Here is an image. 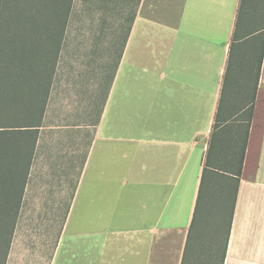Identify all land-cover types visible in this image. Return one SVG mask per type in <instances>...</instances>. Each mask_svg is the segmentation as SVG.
<instances>
[{
    "label": "crops",
    "instance_id": "0c3cea01",
    "mask_svg": "<svg viewBox=\"0 0 264 264\" xmlns=\"http://www.w3.org/2000/svg\"><path fill=\"white\" fill-rule=\"evenodd\" d=\"M84 1L101 18L82 46L92 68L84 77L58 71L67 33L74 31H67L73 0L20 206L50 214L37 220L42 233L9 248L5 264H52L56 246L46 245L45 235L57 213L51 211H71L94 159H105L107 182L106 168L116 162L120 170L122 155L127 171L116 182L111 175L109 185L119 194L126 189V212L117 215L120 224L112 234L84 232L78 264H180L220 98L225 113H241L254 99L222 264H264V46L253 24L264 0ZM110 19L122 50L109 80L103 72L107 60L98 59L96 46ZM234 30L238 40L231 47ZM126 60L151 71L124 77L131 91L142 81L141 137L133 122L126 134L116 135L117 119L106 127L108 112L118 113L110 102ZM66 223L65 216L64 228Z\"/></svg>",
    "mask_w": 264,
    "mask_h": 264
},
{
    "label": "trees",
    "instance_id": "16d2710c",
    "mask_svg": "<svg viewBox=\"0 0 264 264\" xmlns=\"http://www.w3.org/2000/svg\"><path fill=\"white\" fill-rule=\"evenodd\" d=\"M72 1L0 0V264H5L14 234ZM262 2L253 24L264 46ZM242 14L240 4L236 27ZM236 40L234 30L231 47ZM253 100L241 113L222 112L219 100L180 264H196L195 246L208 232L222 264ZM215 205L217 218L209 221V208Z\"/></svg>",
    "mask_w": 264,
    "mask_h": 264
},
{
    "label": "rangeland",
    "instance_id": "374dc122",
    "mask_svg": "<svg viewBox=\"0 0 264 264\" xmlns=\"http://www.w3.org/2000/svg\"><path fill=\"white\" fill-rule=\"evenodd\" d=\"M84 2V0H74L72 6L67 24V31H70V29H74V31L73 33H67V42L62 50L59 62L58 71L60 75L64 73H81L82 77H84L92 68L90 65L85 64L87 60H85L84 57L85 54L88 53L82 50V46L86 41H90V37L94 36L89 33L97 26H100L101 18L98 12L95 11L93 3L87 4L86 7ZM107 24L109 27L108 31L100 35V40L96 46V55L101 61L107 60V66H103V72H106V76H109L108 78L110 80L115 70L118 53L122 50V37H119L117 32L114 33L112 19H110ZM68 43H74V46H69ZM68 58L75 59L78 64L72 66L70 61L67 60ZM120 73L122 78H120L118 88L113 91L112 100L110 102L112 109L118 108V113H115L114 110L110 114L108 112L106 116V127L110 119L113 121L117 119L118 128L116 135L126 134L127 132L123 129L128 123L133 122L136 123V125L138 124L135 130L136 136L141 137L144 110L142 81L137 83L141 84L140 87L137 86L134 91H131L130 85L129 89L125 88L124 77L127 76V74L148 76L151 74V71L144 69L142 65L132 66L128 64L126 60ZM109 80L107 83L108 85H110ZM127 90L129 91L127 92ZM105 133L107 135L109 134L108 131ZM113 135H115L114 132ZM83 151L84 145H82V155ZM127 160V156H121V171L116 162H113L112 165L106 168L108 177L106 182L102 171L105 159L97 163L94 159L88 168L87 178L83 186L81 184L80 191L75 196L71 211L67 213V211L64 210L66 206L61 211H51L52 213H57L54 216V222L46 225L45 235L48 236L49 240V243H46V245L56 246L52 264H78V248L80 244L82 245V236L84 232L92 234L94 230H101V234H112L111 232L113 228H115L113 226H118V224H120L117 221V215H120V213L122 215V212H126L127 191L123 189L122 193L119 194L117 192V187L110 186L109 184H111V175H113V179L116 182L120 172L125 174L127 171ZM95 185L97 186L94 189ZM92 189H94V191L90 192ZM192 190L193 186L191 185L190 190L186 192L187 198H189V196L191 197ZM23 206L24 208L19 212V218L10 249H15L17 246L16 244H19L20 239L24 236L29 237L42 233V226L38 224L37 220H41L43 216H48L50 212L32 209L27 203ZM119 207L121 211H119ZM209 209L211 211L207 218L209 221H214L217 218L218 207L215 205ZM65 216L67 218V223L64 228ZM123 217H125V215H123ZM208 234L209 232L205 233L202 240H199L198 244L195 246L196 264H218L219 249L216 244L210 242ZM53 235L55 237L53 243H51V236ZM59 235L60 239L57 241Z\"/></svg>",
    "mask_w": 264,
    "mask_h": 264
}]
</instances>
